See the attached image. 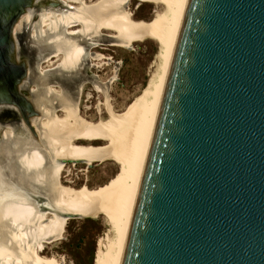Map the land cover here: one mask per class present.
<instances>
[{"label": "water", "instance_id": "95a60500", "mask_svg": "<svg viewBox=\"0 0 264 264\" xmlns=\"http://www.w3.org/2000/svg\"><path fill=\"white\" fill-rule=\"evenodd\" d=\"M38 1L0 0V107L25 122L77 112L80 94L19 56L14 26ZM41 211L84 218L0 180V264H34ZM113 264H264V0L185 1Z\"/></svg>", "mask_w": 264, "mask_h": 264}, {"label": "bare ground", "instance_id": "6f19581e", "mask_svg": "<svg viewBox=\"0 0 264 264\" xmlns=\"http://www.w3.org/2000/svg\"><path fill=\"white\" fill-rule=\"evenodd\" d=\"M57 1L65 7H71L73 11L45 5L46 0L38 1L20 16L14 32L17 46L18 29L28 26L26 30L29 38L43 48L45 56L53 49L56 54L54 58L59 61L55 63L59 64L57 71L62 79L79 83L82 79L80 70L86 59V50L83 44H77V38L92 45L107 37L109 42L124 46L151 39L158 45L155 70L149 76L146 89L123 112L116 113L106 100L108 119L105 121L99 119L91 122L86 119L80 114L78 102L75 113H68L65 108H61L62 113L58 115L44 108L45 118L35 119L32 123L30 120L33 133L23 123L14 125L16 118L12 114L2 116L0 180L12 186L18 184L17 188L24 192L45 198L56 212L84 218L103 215L110 229L104 240L105 246L99 247L97 261L98 264H113L186 0H141L155 5L157 9L160 7L151 21L133 19L132 14L125 9L127 0H94L89 4L85 0ZM74 24H78L79 28L76 26L77 30H74L75 27L67 31L69 35L64 34L62 30L70 26L73 28ZM49 58L37 60V74H40L41 64L50 66V60L47 62ZM89 82L94 84L91 79ZM32 87L36 89L31 85V90H35ZM59 88L50 87L57 93H60ZM29 139L36 143L39 141L41 149L30 145ZM97 142L103 144L95 145ZM66 161L88 165L92 162L113 161L119 168V174L115 181L100 189L90 190L84 186L73 189L60 183ZM25 184H30L32 189L47 196L34 194ZM42 212L44 214H36L34 264H54L40 257L38 249L42 244L61 236L66 220L62 216ZM47 213L53 216L48 217ZM19 236L25 239L26 247V233L18 231L17 238ZM5 260H11V257L6 256ZM14 263H21V260L15 259Z\"/></svg>", "mask_w": 264, "mask_h": 264}, {"label": "rangeland", "instance_id": "374dc122", "mask_svg": "<svg viewBox=\"0 0 264 264\" xmlns=\"http://www.w3.org/2000/svg\"><path fill=\"white\" fill-rule=\"evenodd\" d=\"M85 1L89 4L94 0ZM155 7L141 0H127L125 4V9L132 14L133 19L141 21H151L155 16V11L160 9V7L158 9ZM76 26L79 28L78 24H74L73 28L70 26L65 30L66 32L71 31ZM26 27L28 30V26ZM77 27L74 30H77ZM26 29L24 27L18 29V53L26 60L30 75H34L37 74L35 69L37 60H43L45 55L43 48L29 38ZM157 50V43L151 39L135 42L129 46L108 42L107 37L100 40V43L97 42L94 48H90V52L95 55L90 56L89 59L93 64L90 70L94 76V84L87 82L89 79L83 74L84 71H80L85 81L81 84L78 100L80 114L91 122L99 119L107 120L106 100L116 113L127 109L133 100L146 89L149 76L155 70ZM55 55L47 60V62L50 60V67L51 65L56 66L55 63L59 62L54 58ZM46 65L48 64H41L42 69H45ZM54 74V71L47 72L45 78L58 82ZM11 112L10 109H0V118L4 115H11ZM61 113L60 110L58 115ZM102 144V142H97L95 145ZM118 174L119 168L113 161L92 162L89 165L69 162L64 165L60 183L73 189L83 186L90 190L100 189L115 181ZM46 215L53 216L49 213ZM104 218L103 215H98L66 220L61 236L50 243L42 244L38 249L39 256L54 264H98L99 247L105 246L104 240L110 229Z\"/></svg>", "mask_w": 264, "mask_h": 264}, {"label": "flooded vegetation", "instance_id": "af4514ba", "mask_svg": "<svg viewBox=\"0 0 264 264\" xmlns=\"http://www.w3.org/2000/svg\"><path fill=\"white\" fill-rule=\"evenodd\" d=\"M76 11L77 12H79V9L78 8H76ZM63 32H64V34H68L67 32H66V30L64 29V30H62ZM69 35V34H68ZM75 39V38H74ZM77 40V44H83V47L85 48V50H86V59L84 60V63H83V65H82V68H81V70H83L84 71V75L87 77V79H89L87 82H89L90 81V79L92 80V82H94V76H93V74H92V72H91V70H90V67L91 66H93V64L90 62V57L89 56H94L95 54L94 53H92V52H90V48H94L95 47V44L93 45H91V43H87L86 41H84V42H82V40H80V39H76ZM79 40V41H78ZM102 40V39H101ZM109 42V41H108ZM95 43H97V42H95ZM98 43H100V41H98ZM55 52L53 51V49L50 51V53H48V54H46V56L45 57H51L53 54H54ZM40 61H42V59H39ZM44 64V63H43ZM58 65L59 64H57L56 66H53L52 68L50 67V66H48V65H46L45 66V69H42V67H41V69H40V74L39 75H41L42 76V78L44 79V80H47V78H45V74L47 73V72H50V70H53V69H55V71H57L58 70ZM51 68V69H50ZM86 69V70H85ZM80 70V71H81ZM55 74V78L57 79V81H58V84H60V85H58L59 87H61V88H64V86L65 87H72V90L74 91V92H76L77 93V89H79V91L81 90V84H82V82H85V81H83L84 79H81L80 80V83H79V81H74V80H66V79H62L60 76H59V71H57V72H54ZM82 75V74H81ZM72 81V82H71ZM49 82V81H48ZM63 82V83H62ZM96 82V81H95ZM66 83V84H65ZM51 84V83H50ZM68 85H71V86H68ZM53 85H49L48 86V88L50 89V87H52ZM59 87H57V86H53V88H59ZM32 88H34V87H32ZM61 88H59V90H60V93H61ZM35 89V88H34ZM53 93H55V94H60V93H57L56 91H55V89L53 90V89H50ZM69 91V90H68ZM70 92V91H69ZM81 92V91H80ZM79 96H80V94H79ZM78 100H79V98H78ZM33 105V104H32ZM34 106V105H33ZM1 109H8V108H1ZM10 110H12V112H11V114L16 118L15 119V124L14 125H21V123H23V124H25L24 126H26V128H28V131H30V132H32L33 133V129H31V126H30V120H31V123H32V121L33 120H35V119H41V118H45V110H43V112H41L40 113V116H35V117H33L34 115H38L39 114V111L36 113V114H27L26 115V118H27V122H25V120H24V118L20 115V113H18L17 112V110L16 109H14V108H9ZM45 109H47L48 110V108H45ZM61 110V108H58V109H56L54 112H52V113H58L59 111ZM31 117H33V118H31ZM33 126V125H32ZM33 128L35 129V127L33 126ZM35 131H36V129H35ZM36 133H37V131H36ZM33 136V135H32ZM29 141H30V145H34V146H36V147H38L39 148V141H38V143H36V142H34L33 140L31 141V139H29ZM33 146V147H34ZM39 149H41V148H39ZM23 184V183H22ZM26 186H28V188H29V190L31 191V192H33L34 194H41L42 196H44V197H46L45 195H43L42 193H40V192H38V191H36V190H34V189H32L30 186V184H25ZM14 187H19V185L18 184H16V185H14ZM21 189V188H20ZM48 198V197H47ZM38 214H44L42 211L41 212H38Z\"/></svg>", "mask_w": 264, "mask_h": 264}]
</instances>
